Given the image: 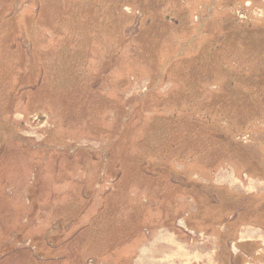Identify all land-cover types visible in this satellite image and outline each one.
<instances>
[{
  "label": "rangeland",
  "instance_id": "obj_1",
  "mask_svg": "<svg viewBox=\"0 0 264 264\" xmlns=\"http://www.w3.org/2000/svg\"><path fill=\"white\" fill-rule=\"evenodd\" d=\"M0 264H264V0H0Z\"/></svg>",
  "mask_w": 264,
  "mask_h": 264
}]
</instances>
